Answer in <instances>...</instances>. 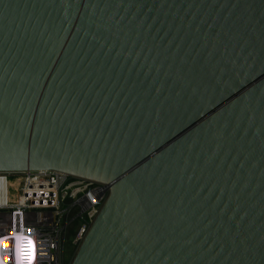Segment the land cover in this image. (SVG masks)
<instances>
[{"label":"water","instance_id":"1","mask_svg":"<svg viewBox=\"0 0 264 264\" xmlns=\"http://www.w3.org/2000/svg\"><path fill=\"white\" fill-rule=\"evenodd\" d=\"M108 183L70 264H264V0H0V170Z\"/></svg>","mask_w":264,"mask_h":264},{"label":"built area","instance_id":"2","mask_svg":"<svg viewBox=\"0 0 264 264\" xmlns=\"http://www.w3.org/2000/svg\"><path fill=\"white\" fill-rule=\"evenodd\" d=\"M108 193V183L56 169L0 170V240L7 245L0 258L16 264L15 236L23 235L32 257L25 264H70L67 226L80 219L71 238L75 252Z\"/></svg>","mask_w":264,"mask_h":264},{"label":"snow or ice","instance_id":"3","mask_svg":"<svg viewBox=\"0 0 264 264\" xmlns=\"http://www.w3.org/2000/svg\"><path fill=\"white\" fill-rule=\"evenodd\" d=\"M7 239V238H5ZM25 241L26 238L23 235H16L15 236V246L13 255L16 261V264H25V260H31V252L25 251ZM27 244L30 245L31 241H27ZM0 246L7 247L4 243V240H0ZM0 264H6V258H0Z\"/></svg>","mask_w":264,"mask_h":264},{"label":"rangeland","instance_id":"4","mask_svg":"<svg viewBox=\"0 0 264 264\" xmlns=\"http://www.w3.org/2000/svg\"><path fill=\"white\" fill-rule=\"evenodd\" d=\"M79 218H74L71 223L67 226V231H66V243H65V257L66 260L68 261L70 257L72 256L74 252L75 245L71 243V238L75 232L76 226L79 222Z\"/></svg>","mask_w":264,"mask_h":264}]
</instances>
